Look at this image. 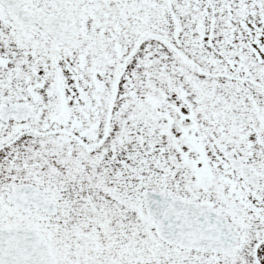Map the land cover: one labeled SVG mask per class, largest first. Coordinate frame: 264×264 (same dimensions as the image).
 Listing matches in <instances>:
<instances>
[{
    "label": "snow or ice",
    "instance_id": "snow-or-ice-1",
    "mask_svg": "<svg viewBox=\"0 0 264 264\" xmlns=\"http://www.w3.org/2000/svg\"><path fill=\"white\" fill-rule=\"evenodd\" d=\"M0 264H264V0H0Z\"/></svg>",
    "mask_w": 264,
    "mask_h": 264
}]
</instances>
